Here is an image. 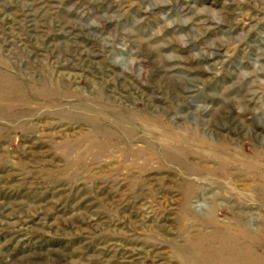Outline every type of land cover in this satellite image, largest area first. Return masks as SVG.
<instances>
[{"label":"rangeland","instance_id":"obj_1","mask_svg":"<svg viewBox=\"0 0 264 264\" xmlns=\"http://www.w3.org/2000/svg\"><path fill=\"white\" fill-rule=\"evenodd\" d=\"M0 264H264V0H0Z\"/></svg>","mask_w":264,"mask_h":264},{"label":"bare ground","instance_id":"obj_2","mask_svg":"<svg viewBox=\"0 0 264 264\" xmlns=\"http://www.w3.org/2000/svg\"><path fill=\"white\" fill-rule=\"evenodd\" d=\"M239 258V257H238ZM236 259V258H235ZM260 261V260H259Z\"/></svg>","mask_w":264,"mask_h":264}]
</instances>
